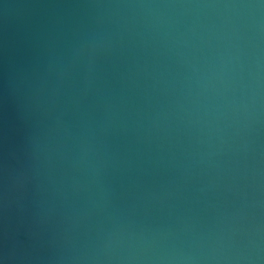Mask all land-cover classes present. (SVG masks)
<instances>
[{
	"label": "clouds",
	"instance_id": "1",
	"mask_svg": "<svg viewBox=\"0 0 264 264\" xmlns=\"http://www.w3.org/2000/svg\"><path fill=\"white\" fill-rule=\"evenodd\" d=\"M0 264H264V0H0Z\"/></svg>",
	"mask_w": 264,
	"mask_h": 264
},
{
	"label": "water",
	"instance_id": "2",
	"mask_svg": "<svg viewBox=\"0 0 264 264\" xmlns=\"http://www.w3.org/2000/svg\"><path fill=\"white\" fill-rule=\"evenodd\" d=\"M20 131L12 108L0 99V144H12L19 139Z\"/></svg>",
	"mask_w": 264,
	"mask_h": 264
}]
</instances>
